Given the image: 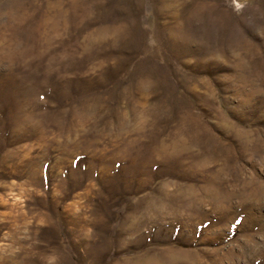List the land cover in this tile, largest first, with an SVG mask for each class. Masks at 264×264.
<instances>
[{
	"label": "rangeland",
	"instance_id": "rangeland-1",
	"mask_svg": "<svg viewBox=\"0 0 264 264\" xmlns=\"http://www.w3.org/2000/svg\"><path fill=\"white\" fill-rule=\"evenodd\" d=\"M0 264H264V0H0Z\"/></svg>",
	"mask_w": 264,
	"mask_h": 264
}]
</instances>
